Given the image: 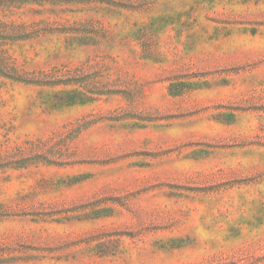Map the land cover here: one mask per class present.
Segmentation results:
<instances>
[{"label": "rangeland", "instance_id": "1", "mask_svg": "<svg viewBox=\"0 0 264 264\" xmlns=\"http://www.w3.org/2000/svg\"><path fill=\"white\" fill-rule=\"evenodd\" d=\"M0 264H264V0H0Z\"/></svg>", "mask_w": 264, "mask_h": 264}, {"label": "trees", "instance_id": "2", "mask_svg": "<svg viewBox=\"0 0 264 264\" xmlns=\"http://www.w3.org/2000/svg\"><path fill=\"white\" fill-rule=\"evenodd\" d=\"M24 81H27V80H24ZM73 95H75V93H72ZM57 97H60V96H57ZM60 99V98H59ZM61 99H63L62 97H61ZM61 101H63V100H61Z\"/></svg>", "mask_w": 264, "mask_h": 264}]
</instances>
